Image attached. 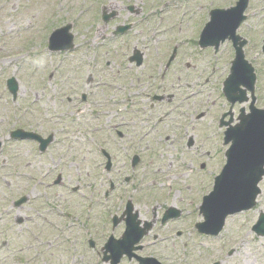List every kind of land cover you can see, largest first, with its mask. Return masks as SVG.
Masks as SVG:
<instances>
[{
	"label": "flooded vegetation",
	"instance_id": "flooded-vegetation-1",
	"mask_svg": "<svg viewBox=\"0 0 264 264\" xmlns=\"http://www.w3.org/2000/svg\"><path fill=\"white\" fill-rule=\"evenodd\" d=\"M132 1L134 3L130 0H121L119 4L107 8L103 4L104 2L100 4L99 18L103 23L102 27L105 33L102 39L105 44L113 43L118 48H128L130 42L127 41L125 44L124 41L127 38L132 39L129 37L130 33L137 34L133 36V39H137L142 32L149 33L160 29V25L149 27V20L152 16H156L163 22L162 15L169 10L170 2L161 0L157 5H154V2L149 4V0ZM180 1L189 3L190 0ZM236 1L229 7L234 6ZM250 1H248L244 14L245 20L237 30V36L241 40L226 41L219 47L220 49L225 44L230 45L233 57L228 64V72L223 78L219 76L220 88L218 90L224 99L222 93L224 78L229 75L231 63L236 60L237 46L244 41L245 44L241 49L243 58L251 64L256 77L254 106L264 109V96L261 94L260 97L257 94L259 89L258 74L253 66L256 60H249L245 57L249 41L240 35L244 24L253 17V14H249L252 11ZM179 3L181 2L175 3V5ZM200 5L202 3H198L197 9L203 11V7ZM221 8L223 7H208L206 17L200 16L205 19L202 20L204 22L202 30L210 19L211 11ZM88 9L90 12L94 11L93 7ZM261 11L264 12V8ZM122 12L127 13L126 20L116 23L115 20ZM199 14L197 12L195 16H190L193 18H190L188 14L181 12L178 25L175 26L182 25L184 18L187 17V23L194 35L193 27L198 24L199 17L197 18V16ZM106 17L107 21H105ZM113 22L115 23L112 25ZM109 26L111 29L106 32ZM89 27L92 28L93 24ZM187 27L186 24V30ZM169 30L171 29L166 28L167 32ZM201 32L197 40L190 41V45L198 47L197 49L200 51L202 50L200 47ZM146 42L151 43L150 40ZM260 43L259 55L264 56V36ZM131 45H133V49L123 59V63L127 62L131 70L145 68V61L148 59L147 50L150 45L136 41ZM179 48L178 43L171 44L164 58L160 57L155 62L153 61L155 66L153 64L152 71L147 74V78L144 77L145 73L139 72L141 77L137 79L135 76V78L129 79L128 87L109 83L108 77L104 75L103 72H107L104 65L109 67L113 57L106 59L103 66L100 62H95L90 66V72L86 75L84 83L85 89L83 92L81 90V100L88 103L89 110L84 112L82 118L85 121L89 119L101 122V119L102 123L103 120L105 122L103 125H94L92 129L87 127L84 137L80 131L71 132L69 135H66V132L62 135L64 136V141H62L60 137L64 129L61 131L59 125L47 128V130L44 124L36 126L29 124L19 127L22 131V137L19 139L12 137L16 128L8 130L5 128L1 131L0 180L4 181L7 190L0 189V264H91L90 253L95 254L94 257L100 261V264H179V260L178 262L174 261V252L178 253L179 251H174L172 248L176 239H181L183 235H192L199 239L217 238L200 234L197 226L205 222L201 206H203L204 197L210 192L215 174L218 175L221 166L218 167L216 173L211 171L206 163L199 164L197 162L200 171L207 174H210V171L214 173L209 187L208 181L206 182L205 179L199 180L200 186L187 184L175 189L169 185L161 184L163 181L168 182L177 177L184 178V172L161 178L149 175L148 179L141 184L140 178L138 179V167L143 163L145 154V149H142L143 145L146 146L145 138H148V135L152 138L155 130L156 133H162L159 131L160 125L168 119L172 120L173 116L177 114L175 113L176 109L184 103L185 96L176 100V96H180L181 92L178 91L175 94L171 88L164 86L168 83L165 81L171 79L172 74L178 80L187 77L185 73L189 70L190 64L178 60L179 50L177 49ZM120 67L121 65L118 64L115 74H111L114 73V70L111 69L112 78L117 79L120 76ZM100 70L104 76L103 81H97L95 77L101 79L97 75ZM216 70L211 72L216 74ZM262 82L261 91L264 90V79ZM134 83H136L135 86ZM181 83L180 85L184 88ZM68 86L69 88L73 87L70 82ZM175 86H179V83L174 84V88ZM96 89L103 92L102 100L93 97ZM238 89H247L246 93L248 92L249 98L244 106L249 107L252 99L247 83L242 81V85ZM124 91L128 95L143 97L140 101L145 105L141 108L145 112L147 111L149 121L152 119L151 130L148 129L142 134L135 135L136 132L133 128L135 121L133 119L124 120V116H120L123 111L127 112L124 103L130 105L132 100L128 99L124 102L123 96L120 95ZM72 100L71 96L66 97L67 103H72ZM224 101L226 102L225 99ZM91 105H101L102 110L91 108ZM226 105L228 110L219 114L217 125L230 120L228 116L222 119L227 114L231 115L232 119L235 118L233 109L238 106L236 100L230 104L226 102ZM201 108L203 109V106ZM157 109H165V111L159 115ZM67 111L66 114L72 116H78L82 112L78 108ZM193 112L195 120L204 116V112L199 114V110ZM76 134H78L77 137ZM166 138L170 140L171 148L175 147L176 141H181L180 134L170 136V138L166 135L165 140ZM70 140V145L66 144L65 146V142ZM63 142L64 145H62ZM184 145L185 149L180 145V151L182 152L184 149L188 153L194 147L193 138H187ZM199 145L200 153L194 152V154L200 156L199 160L205 156L209 158L210 151L207 150L204 154L203 142ZM149 149L152 150L151 147ZM149 149L146 147L147 151H150ZM91 156L92 158L98 156L99 162L92 164ZM158 156L161 155L158 153ZM78 157L82 159V163L85 161V169L81 168L80 162L77 160ZM174 158L171 161L174 162ZM199 160L196 159V161ZM64 164L68 167L65 168ZM146 174L143 175V178ZM13 183H16V186L23 185L17 187L18 189L22 188L23 193L16 199L13 195L15 192L12 190H16ZM157 184L160 185L156 186ZM206 185L208 189L204 188ZM187 223H190L188 227H186ZM14 241L16 244L13 243ZM185 247H187V243L181 250L184 257L187 256V253L183 251L188 250ZM232 253L230 252L229 255Z\"/></svg>",
	"mask_w": 264,
	"mask_h": 264
},
{
	"label": "rangeland",
	"instance_id": "rangeland-1",
	"mask_svg": "<svg viewBox=\"0 0 264 264\" xmlns=\"http://www.w3.org/2000/svg\"><path fill=\"white\" fill-rule=\"evenodd\" d=\"M121 0H0V135L5 128L25 127L30 125L44 124L47 128L59 125L61 128L60 140L64 141V134L69 135L71 132L80 131L83 137L85 136L86 128H91L94 125H103L105 120L85 121L82 118L84 112H88L89 107L87 102L81 100V90L84 91V83L86 75L90 72V66L95 62H100L103 66L106 59L113 57L109 67L104 65L107 72H103L109 79V83L117 86H125L129 84V79L140 78L139 72L150 74L153 68V61L164 58L167 54V49L170 45L178 43L180 46L178 60L190 64V68L186 71L187 77L182 80L173 75L168 79L164 86L171 88L175 94L181 92L180 96H176L178 100L181 96H185L184 103L176 109L177 114L173 119H168L165 123L160 125L159 131L162 133L153 132L152 138H145L146 146L143 156V163L138 167L140 184L151 177H165L170 174L183 173V177L163 181L162 185H169L172 189L178 186L187 184L199 185V180L205 179L208 187L211 184L212 173L218 171V167L225 162L223 153L225 148L222 147V132L217 126L219 114L228 110L225 106V101L221 94H219L220 78L228 72V64L232 60L233 50L230 45H223L218 54L214 55L208 52L200 51L198 47L190 45V41L197 40L202 30L203 19L200 16H205L207 8L229 7L235 0H190L189 3L180 0H167L170 2L169 10L163 13V22L152 16L149 20V27L152 25H160L158 31L142 32L137 39H133L134 33H130L129 37L124 41L130 43V47L118 48L115 44H105L102 39L103 23L100 22V4L109 7L119 4ZM133 2L132 0H130ZM150 1V2H149ZM148 3L154 2L157 5L161 0H149ZM166 1V0H165ZM179 3L175 5V3ZM211 2V3H210ZM134 3V2H133ZM183 3V4H182ZM198 3H202L203 11L198 8ZM250 15L253 14L251 20L244 24L240 35L249 41L245 50V57L249 60H256L253 66L258 74V91L257 94L264 96L263 79H264V56L260 54L261 40L264 34V0L250 1ZM208 4V5H207ZM92 5V6H91ZM153 5V7H154ZM93 7L94 11L88 8ZM82 12L83 10H86ZM196 15L198 21L194 28V35L187 23V17L184 18L182 25H178L180 14ZM256 14V16H254ZM127 13L122 12L115 20L120 23L127 18ZM193 18V17H190ZM251 21V22H250ZM96 22H98L96 24ZM113 22L112 25L115 23ZM202 22V23H201ZM72 23L71 32L74 38V48L64 52H50L47 50V43L56 27ZM93 24V27L90 28ZM96 24V25H95ZM186 24L188 25L186 30ZM166 28H170L168 32ZM110 26L106 32L110 31ZM142 30H145L142 28ZM263 35V36H262ZM262 36V37H261ZM150 40L151 43L146 41ZM144 43L150 45L147 50L148 59L145 61L146 65L143 69H132L123 59L128 56L133 49V42ZM171 42V44H170ZM140 45V44H139ZM158 48V49H157ZM166 49V50H165ZM159 54H158V53ZM28 54V55H20ZM18 57H14L17 56ZM107 57V58H106ZM100 58V59H98ZM156 58V59H155ZM96 60V61H95ZM118 64L121 65L120 76L112 78L111 74H115ZM214 65V66H213ZM155 66V64H154ZM161 66V65H160ZM211 67H213L211 69ZM218 67V68H217ZM217 68V70H216ZM111 69L114 73H111ZM216 70V74L211 71ZM111 73V74H110ZM97 81H103V74L98 71ZM109 75V76H108ZM190 76V77H189ZM217 76V77H216ZM14 77L18 83V94L13 100L6 89L5 82L8 78ZM183 77V76H182ZM116 79V80H115ZM207 79L208 81H205ZM219 79V80H218ZM218 80V81H217ZM69 82L73 87L69 88ZM182 82V83H181ZM179 83V86L174 84ZM183 84L184 88L180 85ZM82 84V85H81ZM136 83H134V86ZM188 85V87H185ZM78 87V90L76 89ZM173 86V88H172ZM80 90V91H79ZM105 91V89H103ZM170 90V91H171ZM93 97L102 100L103 92L100 89L94 90ZM171 91V92H172ZM122 99L126 102L132 99L129 104L124 103L127 112L123 111L120 116H124V120L135 121L134 131L135 135L142 134L146 130H151L152 119L149 121L148 113L141 107L145 105L140 101L142 96L128 95L126 91L122 94ZM72 97V103L66 102V97ZM89 99H87L88 101ZM89 102V101H88ZM95 106V107H94ZM199 106V107H198ZM203 106V109L201 108ZM244 106V105H243ZM91 108L102 110L101 105H91ZM246 106H244L245 108ZM80 109L82 112L77 115H67L68 109ZM241 106H236L233 109L234 117L238 114V109ZM159 115L165 109H157ZM194 110H199V114L204 112L201 119L195 120L193 118ZM177 119V121H176ZM140 121V124H138ZM188 125L189 127H187ZM72 126V127H71ZM154 126V125H153ZM125 131V130H123ZM131 133V132H130ZM154 133L156 134L154 136ZM181 136V141H176L174 148L170 146V136ZM78 134H76V137ZM160 136V137H159ZM192 137L194 140V147L186 153L185 141ZM69 140V139H68ZM203 142V152L210 151L211 156L204 157L199 160L200 153L199 143ZM70 141L65 142L70 145ZM184 147L183 154L180 151V145ZM64 145V142L62 143ZM68 146V145H67ZM146 147H151L152 150L147 151ZM68 148V147H66ZM176 148V149H175ZM85 152V150H84ZM158 153L161 156H158ZM174 158V162L171 161ZM88 159V158H87ZM199 160V161H196ZM68 160V159H67ZM81 168H84L85 161L78 157ZM89 160V159H88ZM92 164L99 162L98 156L92 158ZM71 161V160H70ZM204 162L210 168V174L200 171L198 164ZM150 163V165H148ZM62 164V163H61ZM64 167L67 168L64 164ZM213 168V169H212ZM203 172V173H202ZM147 173V174H146ZM146 174L143 178V175ZM208 175V177H206ZM114 179V177L112 176ZM143 178V179H142ZM14 179V178H13ZM4 181L0 180V189L6 191ZM15 193L13 195L18 197L23 193L21 186L12 184ZM160 184H157L158 186ZM207 185L204 188H207ZM208 189V188H207ZM261 195L258 199L256 207L246 213L231 217L226 221L225 227L217 238L203 239L196 238L192 235H183L181 239H176L173 242L174 261L179 260V264H213L219 262L220 264H264V236L257 237L250 231L251 226L256 221L260 212H264V179L260 184ZM171 197V195H170ZM169 197V198H170ZM171 201V198H170ZM190 223H187L189 226ZM184 227V225H183ZM19 242V241H18ZM16 244V241L13 242ZM187 243V256H182V247ZM19 246V245H16ZM230 252H233L229 255ZM92 256L91 264H100L99 260Z\"/></svg>",
	"mask_w": 264,
	"mask_h": 264
},
{
	"label": "water",
	"instance_id": "water-1",
	"mask_svg": "<svg viewBox=\"0 0 264 264\" xmlns=\"http://www.w3.org/2000/svg\"><path fill=\"white\" fill-rule=\"evenodd\" d=\"M248 0H239L236 7L227 11L211 12L210 23L201 34V46L214 45L217 49L219 42L229 38L239 41L235 31L241 21ZM107 21V17L105 18ZM70 25L56 30L49 39V50L62 51L72 49V35L68 34ZM236 48V60L233 62L231 75L224 83V94L228 101H246V91L238 89L242 81L247 83L253 93L255 76L252 67L244 61L242 46ZM7 87L13 98L16 96L18 85L14 79L7 81ZM236 95V96H235ZM254 100V98H253ZM251 113L245 115L241 110L240 123L230 127L225 132V144L231 142L226 151V163L220 175L216 177L213 191L204 199L202 212L205 222L199 225L200 231L217 235L222 229L228 215L251 209L259 194L258 183L264 176V111H256L251 106ZM18 133H15L16 136ZM258 235H264V214L260 215L254 225ZM202 228V230H201Z\"/></svg>",
	"mask_w": 264,
	"mask_h": 264
}]
</instances>
